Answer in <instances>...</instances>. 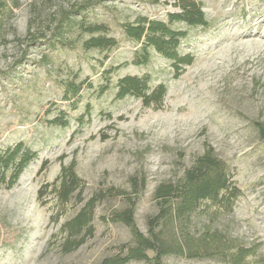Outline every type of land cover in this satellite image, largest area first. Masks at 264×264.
<instances>
[{
  "label": "rangeland",
  "instance_id": "obj_1",
  "mask_svg": "<svg viewBox=\"0 0 264 264\" xmlns=\"http://www.w3.org/2000/svg\"><path fill=\"white\" fill-rule=\"evenodd\" d=\"M4 1L0 151L23 143L37 157L13 186H0V264H98L132 245L128 227L102 221L127 205L109 199L96 208L93 236L76 251L64 252L62 225L82 205L78 197L66 205L56 198L63 165L75 162L85 182V200L112 187L131 192V178L143 176L135 221L148 235V218L158 210L156 188L181 179L208 148L226 162L241 194L230 211L209 206L211 211L194 219L195 226L239 239L256 249L248 262L264 264V140L257 126L264 121V0H190L201 7L209 25H170L187 34L179 53L193 57L179 74L174 61L153 48L149 64L134 65L141 44L129 41L122 25L140 16L168 23L170 13L181 11L182 0ZM87 1L92 2L89 10L74 14L59 37L57 25L66 23L61 15ZM84 18L106 24L109 36L120 41L107 61L106 52L82 50L90 38L78 29ZM110 67L118 69L106 77ZM75 75L85 87L73 98L64 86ZM126 76H148L149 93L164 85L163 102L147 106L134 96L118 98V82ZM60 117L68 124L47 123ZM163 264L222 263L167 256Z\"/></svg>",
  "mask_w": 264,
  "mask_h": 264
},
{
  "label": "trees",
  "instance_id": "obj_2",
  "mask_svg": "<svg viewBox=\"0 0 264 264\" xmlns=\"http://www.w3.org/2000/svg\"><path fill=\"white\" fill-rule=\"evenodd\" d=\"M182 9L170 13L169 22L153 20L145 16L138 17L134 22L122 25L125 37L134 43L141 44V48L133 58L134 65H147L151 62L150 48L163 57L174 61L176 74L183 65H190L193 57L190 54L181 55L178 51L181 39L185 32L171 28L173 23H185L191 27H208V22L201 7L190 0H182ZM6 6L0 0V11ZM92 2H85L74 6L61 15L66 20L57 25L59 37L66 26L72 25L74 14L86 12ZM81 34L90 38L81 44L84 52H106V61L110 52L119 47L120 41L109 36L111 28L103 23H89L87 19L79 23ZM62 42L65 38L61 39ZM117 67L106 70L109 77ZM66 96L76 98L85 87V83H78L75 75L64 86ZM107 87L103 90L106 92ZM149 77L126 76L118 82V98L128 95L141 98L149 106L160 105L166 95V87L159 85L150 93ZM65 116L66 113L62 112ZM50 125L65 126L68 124L63 117L48 120ZM261 138L264 140V121L257 124ZM37 157L36 152L25 148L23 143L7 151H0V186H13L24 169ZM47 166L44 163L43 168ZM42 168V169H43ZM10 173V176H9ZM131 192L109 188L95 192L88 200L82 197L85 182L75 171V162L61 168L57 178L54 193L62 205L68 204L74 197H78L82 205L78 212L62 225L66 235L63 245L65 253H71L86 243L94 234V219L99 204L109 199H123L127 202L125 208L110 212L102 216V221L120 223L128 227L132 233V245L123 246V251L112 257L105 258L98 264H129L132 261H152L154 264H163L167 256H176L187 259L217 260L222 264H250L248 258L255 254L256 249L248 247L239 239L213 227L197 229L194 219L203 212L211 211L209 206L223 207L230 211L234 201L241 194L234 182L231 181L226 162L220 159L208 148L198 156L191 167L185 170L184 176L177 181L162 182L156 188V214L148 218V235H144L135 221V209L138 196L145 187V178L135 175L131 178ZM148 252H153L150 258Z\"/></svg>",
  "mask_w": 264,
  "mask_h": 264
}]
</instances>
